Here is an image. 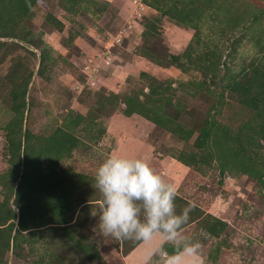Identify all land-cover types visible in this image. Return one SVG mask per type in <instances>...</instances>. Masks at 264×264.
Returning a JSON list of instances; mask_svg holds the SVG:
<instances>
[{
	"label": "rangeland",
	"instance_id": "obj_1",
	"mask_svg": "<svg viewBox=\"0 0 264 264\" xmlns=\"http://www.w3.org/2000/svg\"><path fill=\"white\" fill-rule=\"evenodd\" d=\"M59 1L37 0L33 20L41 26L52 11L65 23L63 33L46 29L43 36L55 63L47 61L40 72L41 51L25 45L0 64L4 78L0 86V94L4 93L0 95V202L16 208V194L27 207L26 198L31 195L21 188V178H25L27 159L36 160V156L26 157L24 148L11 149L5 127L16 115L4 99L13 83L34 72L21 129L40 141L60 129L76 139L63 155L40 157V163L54 172L52 180L66 176L65 171H69L67 177L72 173L95 176L109 156L141 159L174 185L176 194L233 227L227 233L231 248H221L216 259L207 255L205 264H264V175L258 176L264 173V140L256 133L261 117L249 106L253 99L247 104L243 99L247 96L237 91L246 75H262L255 69H264V0H250V10L246 0L241 4L212 0L210 5L207 0H91L90 7L92 2L107 4L99 17L93 7L85 13V5L72 15ZM81 25L87 26L86 33L96 42L77 39L81 48L77 53L61 41L72 27ZM176 30L191 31L190 38L182 36L177 47L170 45L175 43ZM173 57L178 60L168 65ZM19 58L25 65L19 66L21 78L12 74ZM261 75L252 97L263 93ZM113 94L118 98L101 107V96L107 99ZM130 99L145 102L148 115L154 105L175 118L172 125L176 126L167 131L139 113L126 115L124 102ZM114 106L116 111L109 114ZM206 128L208 137L203 133ZM181 154L187 156L186 162L178 158ZM46 189L49 184L42 190ZM96 213L88 216L80 231L91 243L95 241L102 264H143L147 248L130 261L118 249V240L100 233L99 209ZM193 228L183 232L186 238ZM58 232L61 237L63 233ZM33 237L37 239L36 234ZM43 237V245L37 241L31 248L24 246L21 257L12 249L8 252L0 240V264H49L65 255L56 246L49 247V234ZM59 237L56 233L50 242L62 243Z\"/></svg>",
	"mask_w": 264,
	"mask_h": 264
},
{
	"label": "trees",
	"instance_id": "obj_2",
	"mask_svg": "<svg viewBox=\"0 0 264 264\" xmlns=\"http://www.w3.org/2000/svg\"><path fill=\"white\" fill-rule=\"evenodd\" d=\"M63 2L65 3V0H60L59 6H64L63 8L72 15L79 14L81 12L80 7L85 5V13L89 14V9L91 10V7H93L92 12L99 17L103 15L107 7L105 2H103L102 5L92 2L90 7L91 0H66V4H63ZM36 6L37 0H0V64H2L8 56L13 54L16 49H24L25 45H29L41 51L40 72L47 61L55 63L51 57V52L53 50L45 45L43 36L45 33L47 34L46 29H49L48 33H53L55 31L63 33L65 30V23L58 19L51 11L44 17L41 26H35L33 20L36 15L34 14ZM70 20L76 24L74 19ZM157 20L158 18H156V21ZM144 26L146 30H150V26L147 23ZM86 29V25H81L78 28L72 27L68 31L67 37L62 38L61 44L80 53L79 50H81V48L75 43L77 39L84 38V40L93 44L96 42L93 37H90L86 33ZM26 50H28V46ZM147 54L148 52L146 51L145 55ZM149 58L153 60L154 55H150ZM177 60V57H173L171 61L168 60V65L174 64ZM15 65H17V69L12 72V74L15 73L13 77L21 78V67L25 68V65L21 63L20 58ZM259 68L255 69V72H261L262 75H260L263 78L264 69L261 71ZM33 75L34 72H30L26 76L24 75L18 83H13L12 90L8 92L4 99V101L10 105L9 108L14 107L16 115L11 124L8 123L9 125L7 124L5 127L7 130V138H9V135L11 137L8 139L11 149L17 152L24 148L23 151L27 154L26 157L30 155L36 156V160L33 158L27 159V171H24L25 178H21V188L25 190L27 188V191L30 190L28 194H31L26 198L27 207H24L21 202L19 203L18 196L14 194L22 189L13 193L16 197V200H13V203H15V205L17 204L16 208H13V204L10 205L9 202H7L5 206V202H0V210L3 208L2 212L0 211V240H2V245L8 252L12 249L15 255L21 257L24 246L28 245L31 248L37 241L40 242V245H43L45 241H41L40 238H44V233L47 235L49 234V240L53 241L52 238L56 236V233L59 237L58 231H61L63 234L59 237L58 242L60 243L61 239H64L62 243L55 245L49 241L48 245L49 247L51 244L56 246L58 252H64L65 255L49 264H102L101 254L98 249L95 248V244H93L95 241L91 243L88 237L80 231V228L87 222L88 216L92 215V213H96V209H100L102 203L100 193L93 187L95 176L92 174L72 173V177H67L70 174L69 171H65L63 174H66V176L58 180H52L54 172L40 163V157L45 156V154H55L56 156L63 155L65 153L64 148L67 149L66 147L70 148L75 145V137L73 135H67L60 129L54 132L55 135L40 141L32 135L29 130L23 131V129H21L24 123L25 109L27 107L29 85ZM260 75L257 74V72L253 77L246 75L242 85L239 86L237 91L247 96L243 98L247 104L251 101V98L253 99V103L249 104V106L253 109H257L258 116L261 117V123L256 133L264 140V85L261 87L263 93L259 96L262 97V99H259V97H252L254 83H257V81L259 83L261 82V79L259 80L257 77ZM2 84H4V78L0 77V86H2ZM235 88H237L236 85ZM152 89L149 94L154 92V89ZM144 94L146 93L143 91L142 95ZM101 98L100 106L104 107L108 102H111V99H117L118 95L113 94L112 97H109L110 99H105L103 96H101ZM103 99L105 100L103 101ZM132 100L133 99L129 101L126 100L124 102L126 106L124 113L126 115L129 116L134 113H139L140 115L148 117V119L151 118L153 122L157 123V125L159 124L167 131L173 130L172 126H176L172 125L175 122V118H171L166 113H162L159 109L154 107V105L151 104L152 108L149 110L151 115H148L144 112L146 109L145 102L140 100L132 102ZM116 108L117 106H114L113 109L109 111V114H113ZM168 122H171V124ZM99 130L103 131V129ZM203 133L208 137L210 134L209 129L206 128ZM60 134L62 135L60 136ZM229 139L231 141H236L233 137H229ZM182 154L178 158H180V161L186 162L187 156H182ZM258 174L260 177L264 175V173ZM261 181L264 183V180L261 179ZM26 182L29 187H26ZM48 184L49 189L42 190L46 188ZM13 196H11V198H13ZM29 202L33 204L32 207H29ZM175 203L177 214H180L184 208L191 207L192 210L189 213L190 219L183 227L182 232L194 226L192 234L188 235L187 238L194 242L199 241L201 243V252L205 262H207V255L208 258L211 256L215 258L219 251H222L221 248H231L227 238V233L233 228L231 224L229 225L227 221L216 216L202 213L198 207L191 205L178 194H176ZM4 209L6 210L4 211ZM33 209L35 212L30 213ZM17 211H19L20 216H17ZM17 220L18 222L16 223ZM52 233L55 236H53ZM34 234H36L37 239L33 237ZM223 236L226 237L224 238ZM210 238H213L212 243L208 240ZM141 244L142 243L134 241L118 240L117 246L125 256H128ZM164 247L169 253L175 250L170 244H164ZM209 251L211 252L209 253ZM34 264L39 263L35 261Z\"/></svg>",
	"mask_w": 264,
	"mask_h": 264
},
{
	"label": "clouds",
	"instance_id": "obj_3",
	"mask_svg": "<svg viewBox=\"0 0 264 264\" xmlns=\"http://www.w3.org/2000/svg\"><path fill=\"white\" fill-rule=\"evenodd\" d=\"M94 180L93 187L102 198L98 229L104 237L149 245L143 264H205L201 243L182 232L191 207L177 214L174 185L145 161L109 156ZM157 236L163 243L151 247ZM164 244L172 245L174 252L169 253Z\"/></svg>",
	"mask_w": 264,
	"mask_h": 264
},
{
	"label": "crops",
	"instance_id": "obj_4",
	"mask_svg": "<svg viewBox=\"0 0 264 264\" xmlns=\"http://www.w3.org/2000/svg\"><path fill=\"white\" fill-rule=\"evenodd\" d=\"M135 1H137V0H135ZM241 1H244V0H238V2L236 0L235 2H237L238 4H241L240 3ZM211 2H212V0H207V3L209 5L211 4ZM244 3H247L248 4V6H249L248 9L250 10V8H251V6H250L251 5L250 4L251 1L250 0H246V1H244ZM182 36H186V39L187 38H190L191 31H188V30H176V32L174 33L175 43H172L170 45L171 46H176V47L177 46H180V43L182 42V39H181ZM174 37H173V39H174ZM169 43H170V41H169ZM162 243H163V241L161 240V238L159 236H157V237L154 238V240H153V242L151 244V247L159 246ZM145 247L148 248L149 245L141 244L130 255H128L127 258H129L130 261L133 260L136 256L141 255V253H143V250L142 249L145 248Z\"/></svg>",
	"mask_w": 264,
	"mask_h": 264
}]
</instances>
